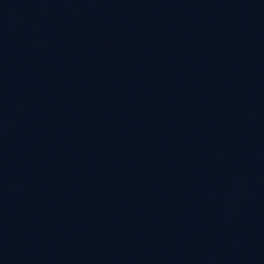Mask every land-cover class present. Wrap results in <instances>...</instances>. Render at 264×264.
Instances as JSON below:
<instances>
[{
	"label": "water",
	"instance_id": "obj_1",
	"mask_svg": "<svg viewBox=\"0 0 264 264\" xmlns=\"http://www.w3.org/2000/svg\"><path fill=\"white\" fill-rule=\"evenodd\" d=\"M119 264H264V0H162Z\"/></svg>",
	"mask_w": 264,
	"mask_h": 264
}]
</instances>
